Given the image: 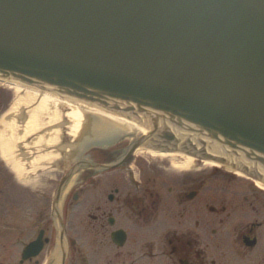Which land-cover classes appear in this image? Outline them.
<instances>
[{"label": "water", "instance_id": "95a60500", "mask_svg": "<svg viewBox=\"0 0 264 264\" xmlns=\"http://www.w3.org/2000/svg\"><path fill=\"white\" fill-rule=\"evenodd\" d=\"M0 76L264 170V0H0Z\"/></svg>", "mask_w": 264, "mask_h": 264}, {"label": "flooded vegetation", "instance_id": "af4514ba", "mask_svg": "<svg viewBox=\"0 0 264 264\" xmlns=\"http://www.w3.org/2000/svg\"><path fill=\"white\" fill-rule=\"evenodd\" d=\"M128 147L109 140L69 167L47 166L33 186L41 194L22 189L14 225L2 226L0 264H264L263 192L204 191L199 168L169 174L143 163L130 168V186ZM36 240L39 252L24 257Z\"/></svg>", "mask_w": 264, "mask_h": 264}, {"label": "bare ground", "instance_id": "6f19581e", "mask_svg": "<svg viewBox=\"0 0 264 264\" xmlns=\"http://www.w3.org/2000/svg\"><path fill=\"white\" fill-rule=\"evenodd\" d=\"M11 84L15 98L0 120V157L20 180L24 181L30 169L31 173H34L39 170L44 171L47 166L53 164L58 166L59 162H73L77 152L82 151L81 148H84L88 141L113 134H125L131 137L146 133L106 112ZM63 136H69L74 140L73 144L69 145L70 153L64 160L59 158L55 151L51 152V149L60 151L63 148L60 143ZM29 140L31 143H28ZM19 146L23 147V150H19ZM185 153L184 150L180 153H161L143 148L135 151L138 156L168 157L171 168L177 172L189 171L195 166V160ZM203 164L213 168L233 170L227 165L211 160ZM235 173L240 176L239 172ZM255 185L264 188V185L258 181Z\"/></svg>", "mask_w": 264, "mask_h": 264}, {"label": "rangeland", "instance_id": "374dc122", "mask_svg": "<svg viewBox=\"0 0 264 264\" xmlns=\"http://www.w3.org/2000/svg\"><path fill=\"white\" fill-rule=\"evenodd\" d=\"M14 98H15V94L12 88L8 85L4 86L3 84L0 83V120L4 117V115L7 113V111L11 107L12 103L14 102ZM145 160H148L154 163L153 164L155 165L154 167L162 166L164 168H169V169L171 168L168 162L169 160H167L166 157L164 158L152 157V156H140L139 157V161L144 163ZM198 166L202 169L201 170L203 174L202 177L205 178L206 187L204 188V191H209L211 187L213 188L217 187L215 189H218V191H220V189L222 190L223 185L225 184H232V185L243 184V188H239L240 190L244 189V187H246L247 184H248V187L253 185L250 180H247V178L245 179L243 177L235 175L234 173L229 172L226 169L217 168L219 172L218 174L213 176L211 175V171L216 168H213L211 166H205L203 163L198 164ZM6 173L9 174L10 177L6 175ZM167 173L172 174V173H177V172L170 170ZM19 185H20V181L17 178V176L13 172H9L4 161L0 157V231L2 229V226L6 224L5 221H7V223L11 225H14V223H12V217L17 216L19 200H22L23 198H25V197H22L21 195L22 193H25V190H23L24 191L23 192ZM16 188H19L21 192H18ZM25 194L33 197L34 195H40L41 190L36 189L33 192L28 190L26 191ZM3 243L4 241L1 238V234H0V260L3 258V253H4L3 248H2Z\"/></svg>", "mask_w": 264, "mask_h": 264}]
</instances>
